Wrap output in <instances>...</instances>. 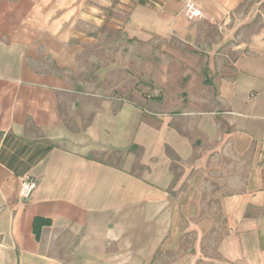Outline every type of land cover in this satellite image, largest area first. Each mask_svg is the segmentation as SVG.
Listing matches in <instances>:
<instances>
[{
  "label": "crops",
  "instance_id": "obj_1",
  "mask_svg": "<svg viewBox=\"0 0 264 264\" xmlns=\"http://www.w3.org/2000/svg\"><path fill=\"white\" fill-rule=\"evenodd\" d=\"M152 50L157 99L137 77ZM137 199L195 232L191 263L264 264V0H0V264H63L44 247L65 230L104 253L106 216Z\"/></svg>",
  "mask_w": 264,
  "mask_h": 264
},
{
  "label": "rangeland",
  "instance_id": "obj_2",
  "mask_svg": "<svg viewBox=\"0 0 264 264\" xmlns=\"http://www.w3.org/2000/svg\"><path fill=\"white\" fill-rule=\"evenodd\" d=\"M215 34V32H210V34ZM115 47V46H114ZM113 49L112 45H106L107 56L113 57L118 53H121L124 58V62L129 64V49H127L124 44L120 46L118 50ZM138 72L137 77L139 79V84L146 83L150 84L149 89L144 91L145 97L147 96L151 99H157L161 96V91L154 85H151L153 81L150 78L158 80L162 77L163 73L160 70H146L147 65L157 67L161 63L160 52L152 50L150 58L146 60L147 56L143 54L139 56ZM171 65L175 66L173 70L169 71L171 80L174 77L177 78L175 83V89L172 86L167 88L170 90L169 98L173 96V90H178V85L182 82H178V78H182L185 71L177 70L178 65L172 58L175 57L169 55ZM141 59V61H140ZM149 61L151 63H149ZM140 64V65H139ZM181 84V86H182ZM170 113L176 114L179 109V104L174 102L166 103ZM178 200H169V206L166 204L165 208H170L169 212H176L174 204ZM191 203L194 202L193 199L189 200ZM205 199L204 202H207ZM162 200L155 199H137L133 200L130 204L124 203L122 208L119 209L116 215L106 216V225L108 228L115 227L116 230H107L105 236V248L101 252V248H93L87 252V249L79 246L81 240L84 239V235L81 231L72 233L69 230L61 231L55 234L53 239L55 243L48 247H44V252L49 255H56L63 264H193L190 262L191 255L195 252L194 247L195 232L193 230L182 232L175 229L170 230L167 234L165 232L164 218L167 210L163 209L161 204ZM191 207V206H190ZM152 212L155 218L153 223L147 224L141 218H145L144 214ZM172 214V213H170ZM189 220H194L197 216L187 215ZM113 218L115 220H113ZM164 220V221H163ZM53 236V235H52ZM48 234L45 238H50ZM97 239V238H96ZM214 240L210 238V232L204 233L203 246L201 247L202 252L209 254L213 251L211 244ZM159 244V245H157ZM84 249V250H83ZM83 252V253H82ZM77 253H82L83 258H78ZM194 264H207L196 262Z\"/></svg>",
  "mask_w": 264,
  "mask_h": 264
},
{
  "label": "trees",
  "instance_id": "obj_3",
  "mask_svg": "<svg viewBox=\"0 0 264 264\" xmlns=\"http://www.w3.org/2000/svg\"><path fill=\"white\" fill-rule=\"evenodd\" d=\"M51 220L46 217L35 215L32 220V232L36 240H39L43 226L50 225Z\"/></svg>",
  "mask_w": 264,
  "mask_h": 264
},
{
  "label": "built area",
  "instance_id": "obj_4",
  "mask_svg": "<svg viewBox=\"0 0 264 264\" xmlns=\"http://www.w3.org/2000/svg\"><path fill=\"white\" fill-rule=\"evenodd\" d=\"M35 186L36 182L33 178L25 177L19 187V196L28 198Z\"/></svg>",
  "mask_w": 264,
  "mask_h": 264
}]
</instances>
